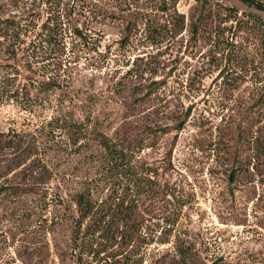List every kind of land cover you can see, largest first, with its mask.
I'll list each match as a JSON object with an SVG mask.
<instances>
[{"label":"rangeland","instance_id":"rangeland-1","mask_svg":"<svg viewBox=\"0 0 264 264\" xmlns=\"http://www.w3.org/2000/svg\"><path fill=\"white\" fill-rule=\"evenodd\" d=\"M141 3L0 0V264H126L111 255L132 250L143 259L129 264H183L178 249L264 264V12L175 0L185 30L164 40ZM62 70L71 79L53 86ZM65 111L90 128L77 151L50 124ZM99 132L152 168V244L72 239L73 198L104 166Z\"/></svg>","mask_w":264,"mask_h":264},{"label":"trees","instance_id":"trees-1","mask_svg":"<svg viewBox=\"0 0 264 264\" xmlns=\"http://www.w3.org/2000/svg\"><path fill=\"white\" fill-rule=\"evenodd\" d=\"M140 1L142 6L138 12L139 18L147 22L151 19L155 20L152 26L154 33L159 31L160 37L164 40H174L182 35L185 30V16L176 10L175 0ZM241 1L264 12L262 2ZM198 26V23L194 24V32L198 30ZM62 39H60L61 48L64 41ZM125 39H128V34ZM53 40L55 37H47L45 42L54 43ZM62 73V76L59 74L53 78V86H65L71 79L64 74L65 71L62 70ZM53 122L56 128L64 131L68 141L76 147V151L89 145L87 143L90 142L88 137L90 128L87 122L76 120L72 112H61L50 124H54ZM96 140L101 148L104 166L102 170L96 172L94 178L83 180V188L77 191L73 198L75 216L72 239L74 243L78 248L89 246L90 242L96 243L102 240H112L124 247L152 244L154 239L142 233L145 226L148 227L149 221L144 219L146 212L143 211L142 201L151 200L152 204L161 193L155 180L151 178L152 168L138 164L135 148L131 143L117 142L102 132L98 133ZM254 146L252 142V149ZM236 175L237 170L232 169L229 173V181L233 182ZM101 185H105L107 194L101 199H96L94 196L99 193ZM177 251L183 264H196L188 252L179 249ZM139 254L142 260V253H135L134 250L116 252L111 257L124 255L126 264H129L130 261H135Z\"/></svg>","mask_w":264,"mask_h":264},{"label":"water","instance_id":"water-1","mask_svg":"<svg viewBox=\"0 0 264 264\" xmlns=\"http://www.w3.org/2000/svg\"><path fill=\"white\" fill-rule=\"evenodd\" d=\"M43 1H46V0H43Z\"/></svg>","mask_w":264,"mask_h":264}]
</instances>
